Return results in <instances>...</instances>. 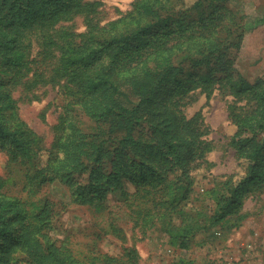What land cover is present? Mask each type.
I'll list each match as a JSON object with an SVG mask.
<instances>
[{"label":"rangeland","instance_id":"obj_1","mask_svg":"<svg viewBox=\"0 0 264 264\" xmlns=\"http://www.w3.org/2000/svg\"><path fill=\"white\" fill-rule=\"evenodd\" d=\"M135 1L80 0L83 9L55 25L52 33L59 45L50 47V55L41 59L43 40L33 39L28 54L36 60L30 69L2 74L0 80L17 101V117L30 128L36 160L44 163L48 159L62 104L71 94L66 79L53 83L49 76L59 64L63 42H76V34L84 32L90 23L102 25L120 18L132 10ZM195 1L174 2L173 8L184 12V21L198 20L187 27L184 23L178 30L170 28L167 33L170 41H183L186 48L187 55L183 56L180 49L173 55L174 63L183 66V83L176 89L163 83L156 90L160 98L155 108L166 104L175 110V124L168 129L161 126L154 133L143 131V141L148 147H156L155 155L168 161L164 169L174 181L171 189L175 192L157 197H169L171 204H155L150 192L141 196L142 190L136 192L139 178L123 176L115 189L106 188L103 207L96 210L93 205L102 198L94 195L97 186L84 190L82 197L77 195L81 184L96 182L98 175L90 181L87 171L61 173L51 181L31 184L27 174L34 173V164L13 160L6 151H0L1 189L27 203V211L10 206L1 215L0 227H5L0 234L1 264L8 259H23L25 248L21 243L27 241L29 231L30 236L37 232V220L22 218L30 213L32 201L43 204L45 215L50 217L37 224L43 225L39 233L45 247L70 249L78 264H227L228 260L233 264H264V128L255 134L243 130L237 134L235 122L255 108L264 109V0H213L199 7L193 6ZM214 9L223 12L216 29L228 22L226 31L202 41L189 39L191 33L199 34L203 29L199 25L203 14ZM221 37L223 45L213 52L208 65L198 60L202 57L198 51L207 52ZM222 59L229 66L227 70L215 64ZM194 78L199 82L194 83ZM131 86L124 84L118 91L126 105L140 98ZM175 92L173 100L177 102L170 104L169 95ZM182 121L189 123L184 127ZM185 133L193 140L195 155L186 166L182 158L176 161L174 156L187 148ZM241 141L247 147L238 150ZM256 148L257 155L251 154ZM250 161L260 164L263 179L249 183L239 198L240 205L234 208L229 204L230 210L216 221L212 215L219 200L247 173Z\"/></svg>","mask_w":264,"mask_h":264},{"label":"trees","instance_id":"obj_2","mask_svg":"<svg viewBox=\"0 0 264 264\" xmlns=\"http://www.w3.org/2000/svg\"><path fill=\"white\" fill-rule=\"evenodd\" d=\"M175 1L136 0L132 10L120 18L102 25L90 23L84 32L76 34L79 37L76 42L70 39L63 42L59 64L49 75L50 82L54 83L63 77L72 88L69 91L71 94L62 104L63 112L57 126L58 132L51 153L44 163L36 160L30 128L24 120L17 117V101L0 80V151H6L13 160L34 164L36 170L33 174H27L28 183L32 184L33 181L41 184L51 181L61 173L87 171L90 173V181L98 175L96 182L80 185L77 198L82 197L81 194L90 186H97L94 195L102 198H98L93 206L100 210L103 207L102 199L106 188L115 189L123 176L136 177L139 178L137 193L142 190L141 196H144L150 192L154 195L155 204L166 207L171 204L169 197H157L160 193L172 196L175 192L171 189L174 181L169 179L164 169L168 161L155 155L156 147H148V143L143 141V131L147 129L154 133L161 126L168 129L171 124H175L177 116L176 111L166 104L155 108L160 98L156 92L158 87L168 83L173 84L172 87L176 89V86L183 83V66L174 63L173 55L178 53V49L182 51L183 56L187 55L186 48L182 45L183 41H170L167 33L170 28H182L184 23L186 27L191 26L198 19L184 21V12L173 8ZM205 1L213 0H196L193 6L199 7ZM82 9L80 0L1 1L0 78L2 74L14 69L19 72L30 69L29 65L36 60L34 57L29 58L28 54L33 39L43 40L40 43L43 48L39 52L41 59L50 55V47L59 45L53 38L55 25ZM222 18L223 12L216 9L204 13L199 24L203 29L199 34L191 33L188 38L202 41L213 33L225 32L229 27L228 22L223 24L222 29H216ZM222 45L221 37L210 45L207 52L200 49L198 52L202 57L198 60L208 65L210 58L214 57L213 52L219 50ZM219 56H223V53ZM216 62L215 64L222 67L220 69L229 68L224 59ZM192 81L199 82V79L194 78ZM124 84L132 85L139 95L137 103L126 105L121 101L118 91ZM175 94L176 92L169 95L170 104H176L177 100H173ZM209 94L210 91L207 96ZM85 122H89L90 126H84ZM235 122L238 126L237 134L241 130L255 134L264 128V109L255 108L249 116ZM188 123L182 121L184 127ZM184 137L188 138L187 148L181 153H174V156L176 161L182 158L186 166L195 155H192V138L188 133H185ZM168 145L174 150L177 149L172 142ZM244 147L247 146L241 141L237 149ZM251 154L257 155V148ZM151 157L157 160L159 167L151 161ZM93 164L97 165L89 171ZM259 168V163L250 161L247 173L235 185L229 187L227 193L219 200L220 205L215 209L213 219L217 221L225 215L230 210L227 208L229 204L234 208L240 205L239 198L247 185L263 179L262 170ZM1 187L0 180V226L1 215H5L10 206L27 211L25 201L5 193ZM31 204L30 213L22 215V218L31 217L37 220L34 223L37 232L30 236L29 231L27 241L21 243L25 248L24 253L21 252L23 259H8L5 264H78L70 249L64 246L45 247L43 235L39 233L43 225L37 224L38 221L45 222L50 217L45 215L43 204L36 201ZM4 230L5 227H0V234L4 233ZM182 246H186L185 241ZM2 260L0 255V264Z\"/></svg>","mask_w":264,"mask_h":264},{"label":"built area","instance_id":"obj_3","mask_svg":"<svg viewBox=\"0 0 264 264\" xmlns=\"http://www.w3.org/2000/svg\"><path fill=\"white\" fill-rule=\"evenodd\" d=\"M233 262L231 260H228L227 264H233Z\"/></svg>","mask_w":264,"mask_h":264}]
</instances>
